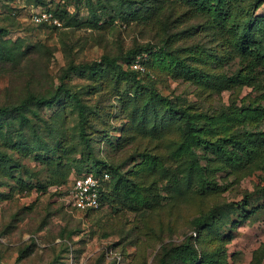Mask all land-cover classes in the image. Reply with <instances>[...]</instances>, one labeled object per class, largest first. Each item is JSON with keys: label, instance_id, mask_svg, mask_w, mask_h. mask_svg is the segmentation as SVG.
<instances>
[{"label": "rangeland", "instance_id": "rangeland-1", "mask_svg": "<svg viewBox=\"0 0 264 264\" xmlns=\"http://www.w3.org/2000/svg\"><path fill=\"white\" fill-rule=\"evenodd\" d=\"M3 1L2 41L39 47L42 58L22 75L0 69V106L62 87L85 110L81 121L62 99L30 104L26 124L0 115L1 263L113 264L106 252L122 250L124 264H160L188 241L205 254L197 264H264V0H229V9L225 0H131L132 14L105 27L83 0ZM91 1L98 16L102 3L122 7ZM227 9L235 14L218 12ZM40 10L58 13L60 26L34 23ZM155 44L165 50L150 62L154 82L127 75L128 53ZM102 56L115 65L92 72ZM169 100L190 116L191 135ZM106 169L99 209L67 205L74 178Z\"/></svg>", "mask_w": 264, "mask_h": 264}, {"label": "trees", "instance_id": "trees-1", "mask_svg": "<svg viewBox=\"0 0 264 264\" xmlns=\"http://www.w3.org/2000/svg\"><path fill=\"white\" fill-rule=\"evenodd\" d=\"M1 2H4L3 0H0ZM84 2V6L88 8L89 11V18L91 17H95L93 20V24L95 27L97 26H106V25H112L114 24L115 21H122L123 19H125L127 16H130L131 13V9L130 12L128 14H125L124 11L127 9L124 6V3H129L131 6H133V3H131V0H122V7L121 9L118 8L116 9L115 7H108L105 4H101V10L103 11V15L98 16L96 15V12H93V2L91 0H83ZM214 1V0H213ZM226 2V6L229 9V0H225ZM81 0H76L74 1V3L78 4L80 3ZM220 0H216L217 5L219 4ZM97 3H100L97 2ZM223 3L221 8H223V5L225 4ZM130 6V7H131ZM132 8V7H131ZM225 10V11H218L219 14L221 15H227V14H235L234 12H231L232 9H230L229 11ZM214 11L216 10L213 9ZM133 11V10H132ZM52 13V12H51ZM53 16L55 18H57L59 21H61L62 23V18L58 15V13H52ZM133 14L137 17V20H144L145 18V14L144 12H142V10H137V11H133ZM107 15V16H104ZM187 15V14H184ZM63 16H66V12H63ZM75 17V16H74ZM74 17H69V19L71 18L73 20V22H76L77 18L75 19ZM88 18V19H89ZM63 25V24H62ZM53 28L57 29L56 26L52 25ZM100 28V27H99ZM194 28V27H193ZM6 29L4 28H0V69L4 68V72L8 75H15V74H23V69L24 66H26V64H32V59L36 60V62L38 60H40L42 57L37 56L36 53L38 52V50H40L39 47H34V46H22L23 43H20L18 45V43H10V42H6V41H2V36L6 33ZM11 45V48L8 47L7 45ZM244 49V48H243ZM165 50L164 48H162L161 45L159 44H155L152 46H146L144 48H136L133 51H130L128 53V56L125 58V62L128 66L127 70V75H129L130 77H133L136 80H146L147 82H154V76L152 74V72L149 70V66H150V62L153 58V56L160 52ZM140 54H146L147 55V61L145 62V72L140 73V72H136L133 71L129 68V64L133 61V59ZM115 62H113L111 60V58H108V56H102L101 61H97L92 63V65L89 66V69L94 72L98 69V67H100L103 64H106L107 66L115 65ZM86 67V66H85ZM37 68V67H36ZM62 99H67V100H71L73 101L78 109H79V116H80V120L83 121L84 119V106L83 103L79 100V97L76 95V93L70 92L62 87L58 88L52 95L48 96V97H41L39 95H36L34 93H29V95H27L26 97L20 99L18 101H15L13 104H10L8 106H0V115H5V116H14V117H18L22 119V123L26 124L28 123V118L25 117L23 115V111L27 109V107L30 104H34L40 108L45 107V108H50L54 103H58L60 102ZM167 104V111L168 114H177L179 116L182 117V119H184V122L187 124L188 126V132L189 135L192 134V131H194V123L192 122V120L190 119V116L185 112V110L183 108H181L180 110L176 109V101L175 100H169L166 101ZM81 132L79 133V136H81L83 139H86L84 136V128L83 126H81ZM111 169V168H110ZM107 173L109 174L110 171L108 169L104 170V171H96L93 174L97 175V176H101L102 174ZM101 174V175H100ZM104 184V183H103ZM103 186V185H102ZM104 198V191L103 189L100 192V203L102 205V200ZM96 210H86L84 211L85 214H88L90 212H94ZM194 224V226H199L201 225V223H203V218L199 217L193 220L192 222ZM195 234V233H194ZM193 235V234H192ZM196 236V234H195ZM65 239V238H62ZM67 239V238H66ZM68 241H63L61 242V246L65 247L66 249H69V244ZM67 246V247H66ZM176 250L174 253H165V255L161 256L160 258V264H168L169 261L171 259H178L181 261L182 264H197L200 262V260L202 258L205 257V254L203 253V255H201L200 253L197 252V250L193 247V245H191L188 241L182 242L181 245L175 247ZM119 254L125 258V254L124 252L121 250L119 251ZM167 255H170L169 257H167Z\"/></svg>", "mask_w": 264, "mask_h": 264}, {"label": "built area", "instance_id": "built-area-1", "mask_svg": "<svg viewBox=\"0 0 264 264\" xmlns=\"http://www.w3.org/2000/svg\"><path fill=\"white\" fill-rule=\"evenodd\" d=\"M32 21L36 24H49L59 27L60 22L48 10H40L32 15ZM147 61L146 54L137 55L129 64V68L133 71L145 72V62ZM109 179L107 173L97 176L93 173L82 174L73 179L66 189L65 199L68 206L77 209L80 212L86 210H97L100 208V192L103 189V183ZM193 236L195 234L193 233ZM105 258L107 261H112L113 264H124L123 257L111 250L106 252ZM71 260V257H70ZM71 264V261H69ZM0 264L1 261H0Z\"/></svg>", "mask_w": 264, "mask_h": 264}]
</instances>
